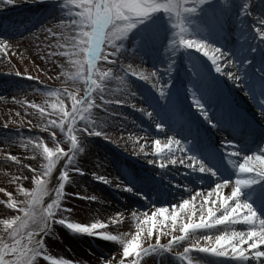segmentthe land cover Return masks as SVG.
Segmentation results:
<instances>
[{
    "label": "rangeland",
    "instance_id": "obj_1",
    "mask_svg": "<svg viewBox=\"0 0 264 264\" xmlns=\"http://www.w3.org/2000/svg\"><path fill=\"white\" fill-rule=\"evenodd\" d=\"M83 2L84 0H71L66 16H62L51 5L36 8L24 4L11 5L0 10V38L7 39L11 45L6 52H0V188L12 192L13 187L7 183L8 177L4 173L20 174L17 171L18 166L5 157H16L23 164L38 169L39 156L35 160L27 158L36 151L34 145H28L27 150L22 149L20 145L28 139L35 141L36 138H41L44 143L40 144L39 151L46 153L50 159L57 154L62 157L54 168L52 177L59 167L65 166L67 157L64 153H75L77 162H68L72 168V184L67 188L71 195L66 197L65 204L72 210L67 215L82 225L88 224L96 216L106 219L114 212L127 215L133 208L147 211L153 206H164L160 213L161 218L173 224L181 213L190 209L199 217L202 206L207 219L209 215L215 214V208L208 203L207 193L203 199L195 194L206 190L214 179L187 166L192 164L195 167L197 161H202L212 168L217 174L216 178L241 185L242 198L252 204L258 214L264 215V181L252 184L250 179V174L257 164V159L251 158V154L257 153L259 156V149L264 146V120L257 115L256 110L264 89L254 85L259 79L264 80L261 75L264 71V0H219L223 9L222 16L217 14L219 24H208L207 27V9L202 5L208 0H199L198 14L190 24L198 36L229 53L228 57L218 60L217 66L231 74L240 71L242 88L234 86L230 80L217 74L207 58L200 54L191 55L184 51L185 54H181L180 51L171 56L166 50L171 29L162 8H147L139 14L125 9L134 17H150L132 29L123 40L124 56L113 57L107 54L111 49H104L106 54L98 58L97 64L100 68H112L117 76L122 73L121 61L125 64L131 62L133 66L139 64L158 72L161 84H156L155 88L131 73L127 75L132 91L135 92V96L130 97L131 102L136 104L137 109L148 110L152 114L151 119L130 107L128 103H103L101 95L105 100H119L126 95L123 93L122 84L115 77L105 81L104 92L89 93L95 100L92 105L87 102L89 97L84 95L83 81L79 82L80 92L75 93L71 79H56L61 69L53 61L63 64V58L52 56L49 59L51 52L55 50L49 47L52 40H45L47 33L40 34L38 38L31 34L41 24L48 23L50 26V23L59 19L70 21ZM128 2L137 3L143 8L148 0H116L118 4ZM215 6L213 3L212 7ZM112 11L120 13L115 9ZM15 21L18 22V32L11 37H2L5 28H13ZM256 49L258 52H255ZM228 59L232 61L231 65L227 64ZM113 60L115 63H108ZM169 63L172 64L171 71L168 70ZM237 64L240 69L236 67ZM65 67L69 74L75 71L70 65ZM205 78L211 81L215 93L224 92L248 115L254 124V127L250 128L255 133L237 131L225 114L218 117L217 107L213 105L212 97L207 96L204 89L202 96L197 94L201 90L198 87H205ZM64 81H67L68 92L73 93L71 96L62 91ZM162 87L163 96L156 90ZM184 87L188 89L182 90ZM56 90H61L60 103H55V98L47 95ZM244 91H247L249 96H245ZM193 96L201 100L217 127H211L200 116L193 106ZM81 97H84L83 102ZM45 99L48 100V107L41 108L40 105ZM183 103L184 107H181ZM175 110L180 111L182 121L175 118ZM190 117L206 132L202 131L201 137L195 135L186 123V119ZM85 121L106 123V131L119 140V146L102 137H87L82 131L87 126ZM157 124L161 126L159 130ZM42 127H47V130L42 131ZM132 133L147 138L146 147L150 151L147 158L134 156L133 149L125 144L127 136ZM169 136L173 137L172 141L168 140ZM175 139L181 141L185 151L179 150L180 146L174 142ZM140 142L145 143L144 140ZM76 146H86V154L77 153ZM70 148L72 151H69ZM245 157L250 159L246 161ZM169 158L175 159V163L169 162L163 168L147 164V159H156L159 165ZM241 163L243 167H240ZM259 164L264 165V160H259ZM77 168L82 174L76 171ZM92 173L105 176L111 180V184L93 179ZM22 174L29 178L25 187H31L34 173L25 168ZM124 185L132 191H125ZM92 196L97 199H87ZM189 197L191 199L188 203L183 204ZM211 197L214 202L219 201L221 208L229 203L220 188L212 193ZM5 198L3 193H0V199ZM172 205L178 206L172 209ZM235 211L237 208L230 209L228 215ZM14 215L17 213L9 212L0 205V217ZM129 224L130 221H126L120 230H127ZM189 228L190 224L185 225V232ZM116 230V227L110 229ZM218 230H221L219 222L212 228V233ZM57 231L58 238L45 240L53 256L70 259L83 257L95 264L96 257H105L116 250L111 242L98 237L74 234L65 228H58ZM168 231L176 230L173 227ZM206 232V229H196L198 235ZM256 234L254 231L250 232L248 241ZM176 235L164 236V229L157 228L155 216H151L147 234L133 241V246L143 244L147 249L141 258L142 264H189L186 256L177 257L171 251L159 247L172 241L170 248L182 251L185 242L177 241ZM248 241H241V244L232 246L231 251L237 253L241 245H247L249 249L264 245V240L252 243ZM229 243L230 241L217 240L210 248L204 247L203 244L200 247L189 245L188 249H201L192 251L190 264H258L251 257L244 261L242 252L235 256L217 255L216 249ZM150 244L152 247H149ZM260 257H264V253H260L257 259Z\"/></svg>",
    "mask_w": 264,
    "mask_h": 264
},
{
    "label": "clouds",
    "instance_id": "obj_2",
    "mask_svg": "<svg viewBox=\"0 0 264 264\" xmlns=\"http://www.w3.org/2000/svg\"><path fill=\"white\" fill-rule=\"evenodd\" d=\"M70 2L71 0H0V10L6 9L11 5L24 4L33 8L41 5H51L62 16H66L68 15L67 9ZM114 4H118L116 0H84L80 5V10L70 21L59 19L55 23H50V26L48 23L41 24L31 35L38 38L40 34L47 33L45 40L51 39L52 43L49 47L55 50L51 52L49 59L52 56H59L64 60L63 64L59 61H53L61 69L56 79L59 80L61 77L71 79L75 93L80 92L79 82L83 81L85 85L84 95L89 97L87 102L90 105L94 104L95 100L94 97L89 96V93L94 91L98 93L104 92L105 81L115 77L122 84L123 93H126V95L119 100H105L104 96L101 95L100 98L103 103H128L130 107L137 109L136 104L130 100V97L135 96V92L132 91V86L127 80L126 73H131L142 79L139 76V72L143 71L150 74L151 77H156L157 71L141 67L139 64L133 66L131 62L125 64L121 61L120 67L124 71L117 76L112 68H100L97 64V59L105 56L104 49H111L107 54L113 57L124 56L122 51L124 48L123 40L132 29L143 23L144 19L150 17V15L134 17L125 9L116 14L112 11ZM156 5H161L158 8L164 10V15L167 17V23L171 29L166 44V50L170 52L171 56H175L182 50L191 55L200 54L207 58L216 72L219 69L217 66L218 60L221 57H228L229 53L201 38L191 29V21L198 14L199 0H148L144 4L146 8H152ZM10 47L11 45L7 39L0 38V52H6ZM226 62L229 65L232 64L230 59ZM108 63H115V60L108 61ZM65 65L72 66L75 71L69 74ZM228 75L231 77L232 74L229 73ZM66 83L67 81L62 82L63 92H68ZM156 84H159L158 80ZM60 91H52L47 95L54 97L55 103H60ZM68 94L71 96L73 93L68 92ZM80 99L83 102L84 97ZM20 102L17 101V103ZM40 107H48V100L45 99ZM137 110L148 111L144 108ZM85 124L87 126L82 131L87 137H102L113 145L119 146V140L114 139L112 133L106 131L108 127L106 123L85 121ZM156 127L159 130L161 126L157 124ZM41 130L46 131L47 127H42ZM141 140H144L145 143H141ZM168 140L172 141L173 137L169 136ZM146 142V137L135 133L129 134L125 140V144L133 149L134 156L143 158H147L150 155ZM174 142L180 146L179 150L181 152L185 151V147L179 139H175ZM43 143L44 141L41 138H36L35 141L28 139L26 143L20 145L25 150L28 149V145H34L36 151L27 158L35 160L39 156L38 169L23 164L16 157H5L6 159H11L18 166L17 171L20 174L4 173L8 177L7 183L13 187L12 192L7 191L5 188H0V193H3L6 197L5 199H0V205H3L9 212L17 213L14 216L0 217V264H93V261L83 257L70 259L64 256H53L45 240L46 238H58V228H65L74 234H85L111 242L116 250L105 257H96L95 264H142L141 258L147 249L143 244L133 246V241L137 240L138 237L143 238L147 234L151 216H155L157 228L164 229V236L179 233V235H176L177 241L185 242L182 251L170 248L172 241L159 245L161 249L171 251L177 257L183 256L189 245L200 247L203 244L204 247L210 248L217 240H221L230 241V243L225 244L222 248H217V254L235 256L237 253L242 252L244 261L251 257L252 260L261 264L257 257L260 253H264V245L254 249H249L247 245H241L237 253H233L231 248L241 244V241H248L249 233L253 231L257 234L252 237L251 241H248L249 243L264 240V215L258 214L253 205L242 198L241 190L243 187L241 185L229 180L216 178L217 174L202 161H197L195 167L192 164L187 166L214 179V182L206 190L195 194L203 199L205 193H207L208 203L215 208V214L209 215L207 219H205L202 206L199 217L190 209L188 212L181 213L176 218L175 224H173L171 221H165L161 218L160 213L164 210V206L160 208L153 206L147 211L133 208L128 211L127 215L123 212H114L106 219L96 216L88 224L82 225L79 221L67 215L72 210L66 207L65 204L66 197L71 195L67 188L72 184L70 176L72 168L68 162L73 164L77 162L75 153L73 155H68L67 152L64 153L67 160L65 161V166L60 167L57 175L58 183L53 186L51 183L53 170L58 166V161L62 157L57 154L50 159L46 153L39 151V146ZM86 150V146H76V152L80 155H85ZM69 151H72V149L70 148ZM261 153H264V146L259 149V156H257V153L251 154V158L257 159V164L250 174L252 184L264 181V165L259 164V160H264V155ZM249 159L250 157H245L246 161ZM169 162L175 163V159L169 158V160L159 165H157L156 159H147V164L161 168L165 167ZM181 162L183 163V161ZM240 167H243V163H241ZM25 168L34 173L31 179V187H25V182L29 179L22 174ZM76 171L82 174L79 168ZM92 177L105 184H111L110 179L97 173H92ZM218 188L224 191L226 198L229 200L228 205L223 208H221L218 200L214 202L211 197V194L216 192ZM124 190L132 191L126 185H124ZM237 193L240 194L238 195ZM87 199L96 200L97 197L92 196ZM189 199L191 197L184 200L183 204H187ZM177 206L172 205L171 208L175 209ZM233 208H237V211L229 216V210ZM168 214L171 215V212ZM198 219L199 223H197ZM126 221H130L129 227L127 230L121 231L120 227ZM217 222H219L221 230L212 233V228L217 226ZM188 224L191 225V228L185 232V225ZM114 227L117 230L110 231ZM173 227L176 231L169 232L168 229ZM196 229H206L207 232L198 235ZM149 247H152V245L150 244Z\"/></svg>",
    "mask_w": 264,
    "mask_h": 264
},
{
    "label": "snow or ice",
    "instance_id": "obj_3",
    "mask_svg": "<svg viewBox=\"0 0 264 264\" xmlns=\"http://www.w3.org/2000/svg\"><path fill=\"white\" fill-rule=\"evenodd\" d=\"M213 3H214V5H216L215 7H212ZM158 7H161V5H156V6L152 7V9L155 10ZM202 7L207 9V21H208V23L205 25V27H207L208 24H219V19H218V15L217 14L219 13L222 16V13H223V9L219 5V0H208L207 3L202 5ZM113 9H115L117 12H121L124 9H129L130 11H134V12H137L139 14L140 12L145 11V9H147V8L145 6L142 8L137 3L128 2V3L114 4L113 5ZM262 30H264V28H262ZM236 67L240 69V66L238 64L236 65ZM171 68H172V64L169 63L168 70L171 71ZM123 71H124V69L121 68V72H123ZM216 73L221 75V76H223L224 78L230 80V82L234 86L241 87V88L243 87V85L240 83V81H241L240 71L232 74L231 77H229V75H228L229 72L227 70L218 69L216 71ZM128 74L129 73H126V75H128ZM261 75H262V77H264V71L261 72ZM139 76L142 77V79H140V80L150 84L153 88H155L157 80L159 81V84H161V80L159 78L158 72H157L156 77H151L150 74L145 73L143 71L139 72ZM134 77H136V76H134ZM204 86H205V89H206V95L215 99L216 98L215 97V90L212 87L211 81L209 79L205 78ZM156 90H157L158 93L161 94V96L164 95L163 87L159 88V89H156ZM189 91H191V90H189ZM244 95L245 96H249V93L247 91H244ZM224 103H225L224 101H221V107H220L219 112H218V117L223 113V110H224L223 105H224ZM193 106L197 109V111L199 112L200 116L211 127L215 128V127L218 126L214 121H212L210 119L209 113L206 110L204 104L201 102V100L195 98V96H193ZM257 110H258L257 111V115L262 120H264V94H262V98L259 99V107L257 108ZM140 112L143 115H145L146 117H148L149 119L152 118V114L150 112H148V111H140ZM174 116H175L176 119L182 121V117H179L175 113H174ZM234 127L236 128L237 131L239 130L238 126H234ZM261 154L264 155V153H261ZM194 250L200 251L201 249H199V248L188 249L186 251V253L184 254V256H186L188 258L189 264H190V261H191V258H192L191 257V253ZM217 255H223V254H217ZM261 258H264V257H260L259 258V260L261 261V264H264V259H261Z\"/></svg>",
    "mask_w": 264,
    "mask_h": 264
},
{
    "label": "bare ground",
    "instance_id": "obj_4",
    "mask_svg": "<svg viewBox=\"0 0 264 264\" xmlns=\"http://www.w3.org/2000/svg\"><path fill=\"white\" fill-rule=\"evenodd\" d=\"M14 28V29H13ZM13 28L10 27V26H7L5 28V30L3 31L2 33V37H7V36H10L13 35V34H16L18 32V22L15 21V23H13ZM233 118L236 119L237 121H239L240 123L244 124L245 123V120L243 119V117H237L235 116L234 114H232ZM246 126H248V124H244ZM240 132L242 133H246L247 131H241ZM83 160V159H81ZM64 163V162H63ZM63 167V166H62ZM59 170H60V167L57 169V172L54 174V176L51 178V183L53 186H55L57 183H58V180H57V175L59 173Z\"/></svg>",
    "mask_w": 264,
    "mask_h": 264
}]
</instances>
